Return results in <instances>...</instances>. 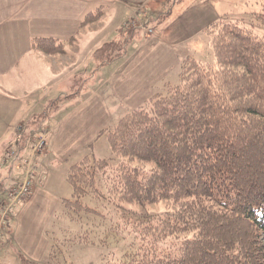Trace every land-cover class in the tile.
<instances>
[{
	"label": "trees",
	"instance_id": "1",
	"mask_svg": "<svg viewBox=\"0 0 264 264\" xmlns=\"http://www.w3.org/2000/svg\"><path fill=\"white\" fill-rule=\"evenodd\" d=\"M90 16L81 24L94 21ZM210 33L213 60L185 57L178 85L165 84L108 131L112 158L87 155L69 167L72 198L63 202L79 216L92 211L105 218L85 204L89 196L107 199L117 213L124 203L173 202L163 213L136 211L138 243L119 264H264V181L253 185L259 180L237 167L247 154L249 167L260 165L257 145L264 154V36L226 22ZM32 48L65 52L63 42L48 37L34 38ZM117 53L98 58L100 64L124 50ZM232 224L245 232L227 231ZM24 264L39 263L24 258Z\"/></svg>",
	"mask_w": 264,
	"mask_h": 264
},
{
	"label": "rangeland",
	"instance_id": "2",
	"mask_svg": "<svg viewBox=\"0 0 264 264\" xmlns=\"http://www.w3.org/2000/svg\"><path fill=\"white\" fill-rule=\"evenodd\" d=\"M29 1L28 9L30 11L32 3L31 0ZM43 1L45 3V13H48V8L52 2L51 0ZM98 1L102 3L99 4L97 3ZM92 2L94 7L90 17L94 18V21L80 24L79 29L82 30L79 33L71 34L68 38L58 39L64 43V53H45V80L43 83L46 91L55 89L53 94L56 98L60 93L59 90L69 88L66 91L68 92L72 89V98L76 101L75 103L77 106L75 109L73 108L71 112L77 110L78 115L82 116L83 120L86 122L85 126L81 127L78 133L74 132L70 135L67 124H65L63 126L65 135L59 137L55 152L52 153V150H49L48 156L42 161L48 149L50 128L48 126L40 128V126L42 123L45 124L54 118L55 106L49 105L51 102L47 104V117L36 115L30 118L28 123H21L24 134H28L30 129H34L33 133L30 135V143L28 146L22 147V156L31 152L33 144L39 139L42 132L47 133V143L43 150L32 155L36 158L38 166H40V162H42L41 174H37L34 178L32 194L28 196L29 198L25 202L15 207L9 215L6 228L1 229L2 237L0 250L3 249L0 254L3 262L1 264H24V258L29 259V257H21V250L24 251L22 248L31 243H41L47 238L49 239L48 241H50L49 251L41 245L37 247L40 261H34L39 264H119L121 256L129 250L135 249L138 243V238L136 237L132 224L136 219V211L157 214L175 207L171 199L161 198L159 201L145 206L124 203L123 208H121L120 211L118 210L117 213L115 206L107 199H94L90 196L86 197L84 199L85 204L101 212L105 216L104 218L99 213L92 211L82 212L79 216V214L69 210L63 202L65 198H72V190L67 181L69 167L87 155L91 158H112V150L107 136L108 131L117 124L121 117L126 116L135 109L127 105V103L134 101L135 98L133 95H126L125 92L122 91L125 90L129 84L125 77L122 81L110 83L108 91L104 94H96L95 91L93 97L90 96V90L98 86L99 80L97 77L91 76L89 72L86 75L85 73H79L77 77L73 76L68 80L63 79L65 76L64 74L69 72L75 63L79 64L80 60H84L88 57V54L84 55V53L89 52L87 49L96 45L100 37L105 34V30L109 29L113 31L112 34H115L109 35L110 39L102 44L98 50L96 49L94 51V56H91L87 65L82 69V72L87 70L95 62L100 66L98 58L109 60L118 54V50H124L125 43L135 41L140 34V32L136 33V25H143L139 30L146 36V34L158 33L154 26L158 28L164 27L163 25H167L171 17L176 18L183 7L186 9L191 6V14L189 15L199 14L196 19L201 22V30L195 34H191L187 41L176 46L184 49L187 54L182 58L179 66H172L165 79L159 80L156 83L155 87L160 88L164 87L165 84L175 86L180 83L179 74L181 71V63L185 57L193 56L195 59L203 61L214 59L210 31L214 29L215 23L226 22L237 24L238 26L252 30L257 36H264V0H92ZM176 3L177 8L174 10L171 9ZM125 6H128L130 10L128 14L123 11ZM170 10L173 12L168 14L169 16L167 15V17H164L160 22L149 21L152 12H154L155 18L162 13L166 14L170 12ZM124 15L125 17L122 22L121 19ZM162 17L163 15L158 18L161 19ZM84 18L81 22L84 21ZM119 22L120 24H118ZM184 25L185 24H183V26ZM151 28L154 30L153 33L149 34L148 30ZM44 30L47 31L46 28H44ZM73 36L75 39L72 42L73 44L70 45L67 41ZM38 37L47 38L46 36ZM34 38H36V36H34ZM142 39L143 38L140 36L139 41ZM101 48L102 50L100 51ZM96 51H99L97 53L99 56L98 58L95 57ZM65 54H67L68 57L65 56ZM49 55H53L54 57H48ZM51 61L57 64L56 67H58L57 69L59 71H56L57 74H55V72L54 75L50 77L48 64H50ZM106 64L107 63L102 65ZM156 67V65H152L151 70L156 69ZM138 69L141 71V66H139ZM147 76L151 77V75L145 74V78ZM164 81L165 84L163 85ZM107 83L105 84L106 86ZM40 84L41 83H39L38 86L39 88ZM116 84H118L117 87H115ZM136 84L141 86V82ZM15 85L18 90V87H20L19 82H15ZM21 86L28 87L29 89L32 88L31 85H27L24 82H22ZM52 87L53 89L49 90ZM141 88L143 87L141 86ZM0 89L1 91H5L6 87L2 86ZM144 90L148 95L146 99L151 98V96L157 92L155 88H153L150 94H148L146 88H144ZM158 91L163 93L164 89ZM145 100L141 101L139 105L146 104ZM103 101L108 109L107 122H102V124L104 123L102 127L106 128H100V126L96 127L100 120L105 119V117L104 119L102 118L103 114L97 111L99 108L98 103ZM138 107L139 106H136V108ZM37 121L40 123L39 125H37ZM1 129L2 127L0 130ZM56 133L57 132H55V134ZM245 143L244 140L242 144ZM262 148V146L257 145V147L252 150L255 159H258L260 163L255 170L254 167L248 166L252 163L250 154L245 155L239 160V163L243 165L237 166L238 170L241 171L242 169L243 174L249 180H259L251 182L253 185L258 184L261 186L264 181V164H262L264 162V154ZM6 152V156H3V165L11 159L9 157L10 155L7 157L10 152L9 149L6 150ZM12 162L14 172L9 178L3 179V181L6 182L2 188L0 187V209L11 199V189L19 177V173L15 168L23 176V172L17 168V162L13 160ZM113 162L117 163L116 158ZM139 162L140 161L136 160L132 162V164L135 165ZM42 175L46 178L42 179ZM39 182L42 183L39 184ZM133 211H135V213ZM123 212L126 214L122 216ZM122 218H127L129 221L124 223ZM117 225L125 226L126 229L124 230L122 226L118 227ZM109 228L110 230H108ZM228 230H230V232H237L239 230L245 232V227L240 224H234L229 227L227 231ZM53 245L56 247H54L52 251ZM50 254H52V256ZM198 261L199 260L195 261L196 264H198ZM207 264H210L209 260Z\"/></svg>",
	"mask_w": 264,
	"mask_h": 264
},
{
	"label": "crops",
	"instance_id": "3",
	"mask_svg": "<svg viewBox=\"0 0 264 264\" xmlns=\"http://www.w3.org/2000/svg\"><path fill=\"white\" fill-rule=\"evenodd\" d=\"M29 2V0H0V88L2 86L6 87L5 91H1L0 89V128L2 127L0 130L1 188L6 182L3 181V179L9 178L14 172L11 159H9L5 165L2 164L3 156L7 154L6 150L9 149L10 151L16 147L28 146L30 143L29 139L31 136L24 134L21 123H28L30 118L36 115L47 117V104L51 102L49 105L55 106L54 118L45 124L42 123L40 126V128H45V126L50 128L48 149L42 161L48 156L49 150H52V153L55 152L59 137L65 135L63 132V126L65 124H67V129L71 135L74 132L78 133L81 127L85 126L86 123L82 116L78 115L77 110L71 112V110L73 108L75 109L77 106L75 103L76 101L72 98V89L68 92L66 91L69 88L65 90L58 89L60 93L57 98L53 94L55 90H52L53 87L49 89L52 91L45 90V86H43L46 64L45 53L32 48V40L34 36L62 39L68 38L71 34L79 33L82 30L79 29V25L82 23L81 20L86 17L87 14L91 13L94 4L92 0H51L52 3L49 6V12L45 13L46 10L44 3H42L44 2L43 0H31L32 5L30 11L28 9ZM97 3L100 4L102 2L98 1ZM59 8L61 10H59ZM175 8H177V3L171 7L173 10ZM190 9L191 6L186 9L183 7L176 18L171 17L169 23L167 25L164 24L162 28L154 26L156 31H158V33L155 34H146L145 36V34L139 30V25H136V33L140 32V34L137 38L135 36V41L124 44V53L121 56L117 57L116 60L114 59L115 61L112 60L113 62H107L106 65L100 64V66H98L97 62H95L87 70L82 72V69L87 65L91 56H94V51L96 49L98 50L102 44L110 39L109 35L115 34H112L113 31L109 29L105 30V34L100 37L96 45L88 48L87 50H89V52L84 53V55L88 54V57L84 60H80L79 64L75 63L69 72L64 74L65 76L63 79L68 80L73 76L77 77L79 73H85L86 75L89 72L91 76L97 77L99 80L98 86L96 85V88L90 90V96L93 97L95 91L96 94H104L108 91L110 83L122 81L125 77L129 84L126 89L122 91L125 92L126 95L132 94L135 98L133 102L127 103V105H129L130 108L140 106V102L144 101L146 96H148L144 88L148 90V94L152 93L153 88L157 89V91L161 90L163 87H155L156 83L159 80L165 79L172 66H179L182 58L187 54L184 49L176 46L187 41L191 34H195L201 30V22L196 19L199 14L189 15L191 14ZM123 11L128 14L130 10L128 6H125ZM172 12L173 11L170 10V12L166 14H160L158 17L163 15L161 19L158 17L154 18V12H152L149 21L160 22ZM124 17L125 15L121 19L122 22ZM120 22L118 24H120ZM183 24L185 25L183 26ZM44 28H46L47 31L44 30ZM140 36L143 39L139 41ZM72 38L73 40L75 39L73 36L69 40ZM69 40L67 42L72 45L73 41L70 42ZM50 56L54 57L53 55H49L48 57ZM65 56H67V54H65ZM56 65L57 64L55 62L52 63V61L48 64L50 77L53 76L56 71H59ZM152 65H156V69L151 70ZM139 66H141V71L138 69ZM57 72L55 74H57ZM145 74L151 75V77L147 76L145 78ZM15 82H19L20 87H18V90L16 89ZM22 82L31 85L32 88L29 89L28 87L21 86ZM139 82H141L143 88L136 84ZM39 83H41L40 88L38 87ZM106 83L107 86L105 85ZM164 84L165 81L163 82V85ZM117 86L118 84L115 85V87ZM98 104L99 108L97 111L103 114V119L105 117V119L100 120L98 122L99 124L96 126H100L101 128L103 124L107 122L108 109L104 101ZM102 122L104 123L102 124ZM36 123H38L37 125L40 124L38 121ZM30 130L33 131L34 129ZM55 132L57 133L55 134ZM8 156L9 153L7 157ZM37 167L38 173L41 174L42 162H40V166L37 165ZM15 170L19 173V177L17 178L19 180L22 175L16 168ZM42 177L44 176L42 175ZM41 183L42 182H39V184ZM48 240L47 238L41 243H31L27 245L22 248L24 251L21 250V255L29 257V259L31 258L33 261H40L37 247L41 245L49 251L50 241ZM2 250H0V254ZM0 261L3 263L1 255Z\"/></svg>",
	"mask_w": 264,
	"mask_h": 264
},
{
	"label": "built area",
	"instance_id": "4",
	"mask_svg": "<svg viewBox=\"0 0 264 264\" xmlns=\"http://www.w3.org/2000/svg\"><path fill=\"white\" fill-rule=\"evenodd\" d=\"M47 143V133L42 132L39 139L33 144L31 152L22 156L18 148L10 150L9 157L17 162V168L23 172L21 180L11 189V199L0 209V244H1V229L6 228L9 215L20 203L25 202L31 194L33 188V177L36 170L35 155L40 150H43ZM33 153V154H31ZM20 161V162H18ZM5 225V226H4Z\"/></svg>",
	"mask_w": 264,
	"mask_h": 264
},
{
	"label": "bare ground",
	"instance_id": "5",
	"mask_svg": "<svg viewBox=\"0 0 264 264\" xmlns=\"http://www.w3.org/2000/svg\"><path fill=\"white\" fill-rule=\"evenodd\" d=\"M42 3H44V2H42ZM56 3V2H55ZM45 4V3H44ZM58 7V6H57ZM51 8H53V7H51ZM49 9V8H48ZM59 10H61L60 8H59ZM55 11H57V10H55ZM40 13V12H39ZM65 13V12H64ZM43 14V13H42ZM58 14V13H57ZM59 14H60V12H59ZM46 15V14H45ZM25 18V17H24ZM66 19H68V18H66Z\"/></svg>",
	"mask_w": 264,
	"mask_h": 264
}]
</instances>
